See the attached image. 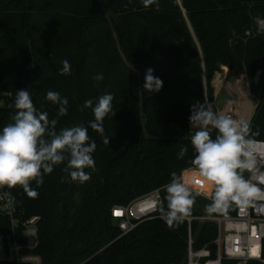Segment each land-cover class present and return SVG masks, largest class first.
I'll return each instance as SVG.
<instances>
[{
	"label": "trees",
	"instance_id": "1",
	"mask_svg": "<svg viewBox=\"0 0 264 264\" xmlns=\"http://www.w3.org/2000/svg\"><path fill=\"white\" fill-rule=\"evenodd\" d=\"M159 4L157 12L141 0H0V93L27 89L49 119L56 118L58 105L45 99L47 91L67 97L68 115L57 129L87 127L94 116L91 109L81 111L84 102L106 92L114 96L116 114L104 121L110 144L88 129L97 144L95 168L85 169L90 180L71 182L65 162L44 176L36 198L18 192L28 215L42 218L37 252L43 264L186 263L187 219L169 227L157 213L124 234L112 209L162 188L173 172L188 169L186 180L199 178L190 164L191 105L213 103L212 81L222 66L252 80L258 105L250 123L253 131L260 130L256 139L264 140V0ZM65 59L72 72L62 76ZM149 68L163 81L159 92L143 88ZM97 73L104 77L98 83L93 80ZM11 102L0 114V129L11 122ZM182 145L189 151L178 159ZM191 215L208 216L205 211ZM191 224L195 248L207 246L215 256L217 222L195 219ZM8 228L0 217V231ZM223 264L237 262L224 259Z\"/></svg>",
	"mask_w": 264,
	"mask_h": 264
},
{
	"label": "clouds",
	"instance_id": "2",
	"mask_svg": "<svg viewBox=\"0 0 264 264\" xmlns=\"http://www.w3.org/2000/svg\"><path fill=\"white\" fill-rule=\"evenodd\" d=\"M141 3L145 8L155 5V10L160 11L159 0H141ZM260 23L264 26V20ZM61 63L59 74L71 75L69 61L65 59ZM103 79L100 73L93 76L97 83ZM162 87L163 81L153 75V69H147L144 90L159 92ZM45 99L58 105L56 118L49 119L47 111L38 110L27 89L18 90L8 104L14 109L11 122L0 129V188L19 186L30 198L39 195L36 189L43 185L44 176L65 162L64 171L71 182L83 184L90 180L91 174L85 169L95 168L93 154L97 144L90 138L88 129L98 133L105 145L110 144L104 121L116 114L114 96L106 92L82 105L81 111L91 109L94 116L87 127L78 124L57 129L60 118L68 115V98L49 90ZM189 124L194 130L190 138L194 152L190 164L199 178L186 180L183 173H171L170 182L162 189L166 193V207L161 203L154 209L159 218L169 227L178 226L192 214L196 198L201 195L210 200L204 206L210 218H227L235 208L264 209V171L258 167L257 160L261 144L256 139L259 128L253 131L250 121L215 111L207 100L191 105ZM188 151L187 146H180L177 158L183 159ZM33 182L36 188L32 187ZM254 256L259 259L258 253Z\"/></svg>",
	"mask_w": 264,
	"mask_h": 264
},
{
	"label": "built area",
	"instance_id": "3",
	"mask_svg": "<svg viewBox=\"0 0 264 264\" xmlns=\"http://www.w3.org/2000/svg\"><path fill=\"white\" fill-rule=\"evenodd\" d=\"M15 93L12 91L0 93V114L6 103L14 99ZM224 113L236 120L243 118V112L236 103L227 105ZM258 141L261 142L257 149L258 167L264 171V140ZM245 174L248 175V173ZM20 189L19 186L0 188V217L7 220L9 225L7 230L0 231V262L43 264V258L37 252L41 244L42 218L40 215H28L22 201L18 198ZM162 189L163 187L154 189L128 205L113 207L112 216L118 222L122 233L132 231L140 223L152 219L158 213L154 209L161 203L164 205ZM116 212L122 214L115 215ZM195 219L217 222L215 256H212L207 246L195 248L191 224ZM187 220L189 223L188 251L185 264H223L224 259L234 260L237 264H248L250 261L264 264V209L237 208L236 214L227 218L190 215ZM254 252L259 254V259L255 258Z\"/></svg>",
	"mask_w": 264,
	"mask_h": 264
},
{
	"label": "crops",
	"instance_id": "4",
	"mask_svg": "<svg viewBox=\"0 0 264 264\" xmlns=\"http://www.w3.org/2000/svg\"><path fill=\"white\" fill-rule=\"evenodd\" d=\"M229 73H230V69L227 66H222L221 71L217 73L218 75L217 76L215 75L216 78L214 77V79L212 81L213 87L215 89L213 102H215L217 99H219L221 96V93L225 91L232 98L225 104L224 108L221 109L220 112L224 113L227 105H229L231 103L238 104L240 106L241 110L242 109L248 110V107L244 106L247 103H248V105L250 104V106H252V103L247 98L248 94H247V91L245 89V87L248 85L247 84L248 82L244 79V77L231 80V79H229ZM217 79L221 80L220 84H218L216 82ZM224 86H225V89L223 88ZM255 110L256 109H252V111L250 113L249 121L253 117Z\"/></svg>",
	"mask_w": 264,
	"mask_h": 264
},
{
	"label": "rangeland",
	"instance_id": "5",
	"mask_svg": "<svg viewBox=\"0 0 264 264\" xmlns=\"http://www.w3.org/2000/svg\"><path fill=\"white\" fill-rule=\"evenodd\" d=\"M264 27V26H262ZM218 73V72H217ZM216 73V76L218 75ZM215 76V78H216ZM244 77V79L248 82L247 86L245 87L246 91H247V98L250 100V102L252 103V107L253 109H255V107L258 105V99L254 96V94L252 93L251 91V85H252V80L248 78V76L244 73V72H240V71H235V70H230V73H229V79L231 80H234L236 78H242ZM225 89V86L223 87ZM232 97L229 96L227 94V92H222L221 93V96L219 99H217L215 102L211 103L212 106H213V109L215 111H218L220 112L221 109L224 108L225 104L231 99ZM244 110V109H243ZM245 113H246V119H250V116L248 115L249 113V108L248 110H244ZM194 131V130H193ZM213 136L215 135V131H213ZM208 202L210 200H208L204 195H201V196H198L196 198V203L193 207V212H196V213H201V212H204V206H205V202Z\"/></svg>",
	"mask_w": 264,
	"mask_h": 264
},
{
	"label": "bare ground",
	"instance_id": "6",
	"mask_svg": "<svg viewBox=\"0 0 264 264\" xmlns=\"http://www.w3.org/2000/svg\"><path fill=\"white\" fill-rule=\"evenodd\" d=\"M218 84H220L221 83V80L220 79H217V81H216ZM245 107L247 106L248 108H249V113H248V115L250 116V113H251V111H252V106H250V104L248 105V103L247 104H245L244 105ZM242 112H243V118L242 119H244V120H247L246 119V113H245V111L242 109ZM248 121H249V119H248Z\"/></svg>",
	"mask_w": 264,
	"mask_h": 264
},
{
	"label": "water",
	"instance_id": "7",
	"mask_svg": "<svg viewBox=\"0 0 264 264\" xmlns=\"http://www.w3.org/2000/svg\"><path fill=\"white\" fill-rule=\"evenodd\" d=\"M233 48H234V54H235V58H236V62L239 63V58H238V54H237V49L235 46V43H233ZM145 95V94H144ZM144 101H145V97H144ZM257 107V106H256ZM255 107V109H256ZM252 119V118H251ZM251 121V120H250ZM143 146V141L141 142V147Z\"/></svg>",
	"mask_w": 264,
	"mask_h": 264
},
{
	"label": "snow or ice",
	"instance_id": "8",
	"mask_svg": "<svg viewBox=\"0 0 264 264\" xmlns=\"http://www.w3.org/2000/svg\"><path fill=\"white\" fill-rule=\"evenodd\" d=\"M122 213H120V212H116L115 213V215H121ZM253 254H255V252L253 253Z\"/></svg>",
	"mask_w": 264,
	"mask_h": 264
}]
</instances>
